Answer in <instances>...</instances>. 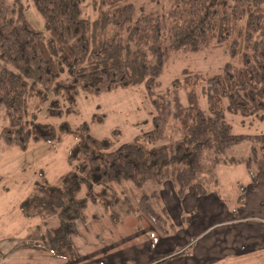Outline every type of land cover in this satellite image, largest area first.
Returning a JSON list of instances; mask_svg holds the SVG:
<instances>
[{
    "label": "trees",
    "instance_id": "16d2710c",
    "mask_svg": "<svg viewBox=\"0 0 264 264\" xmlns=\"http://www.w3.org/2000/svg\"><path fill=\"white\" fill-rule=\"evenodd\" d=\"M91 1L98 10L93 19L82 15L83 0H32L43 18L39 30L26 17V0H0V107L9 118L0 140L26 148L30 140L52 142L63 133L75 139L67 153L71 168L53 183L37 182L19 206L22 215L44 223V231L38 226L28 238L60 257L74 255L76 222L98 202L114 221L139 212L163 234L175 232L159 202L161 185L171 181L179 198L190 187L205 195L209 190L196 177L207 170L206 151L220 154L244 136L231 132L226 114L264 117V0H167V7L159 0ZM219 46L229 57L219 71L184 75L199 82L206 109L192 88L185 103L173 94L170 114L181 136L154 144L165 133V104L156 88L168 57ZM137 83L151 96V128L115 147L108 137L93 136L87 121L56 127L36 120L47 99V113L57 116L74 110L79 93ZM256 137L264 146V133ZM257 159L252 148L245 159L252 185ZM124 180L137 188L149 183L151 190L122 200L113 190ZM237 186L240 204L246 188ZM52 216L57 223L49 227Z\"/></svg>",
    "mask_w": 264,
    "mask_h": 264
},
{
    "label": "rangeland",
    "instance_id": "374dc122",
    "mask_svg": "<svg viewBox=\"0 0 264 264\" xmlns=\"http://www.w3.org/2000/svg\"><path fill=\"white\" fill-rule=\"evenodd\" d=\"M138 1L143 3L146 0ZM159 1L167 7V0ZM81 8L83 16L89 19L96 17L98 10L92 8L91 0H83ZM25 13L34 28L40 30L44 27L43 18L36 11L32 0H26ZM227 59L229 57L222 46L168 57L158 76L159 85L156 88L165 104V133L154 144H168L181 136L170 114L173 108V94L176 93L180 102L185 103L186 91L192 88L196 92L200 106L206 109L205 100L200 96L199 82H194L189 76L184 75L188 73L191 76L211 74L219 71ZM47 100L35 113L36 120L53 124L56 127L62 121L68 122L71 126L87 121L90 133L96 137H108L111 147L131 141L135 135L150 129L154 114L151 96L148 95L142 83L117 87L110 92L100 94L79 93L74 110L64 111L57 116L47 113ZM61 106H65L62 99ZM226 118L231 124V132L241 133L244 136L220 154L206 151L204 164L207 170L199 173L196 180L204 184L209 191L211 190V193L221 194L223 199H226V202L229 201L228 204L231 205V201L240 192L237 185H244L246 190L250 186L249 175L245 169V159L252 156V148H255L258 157L256 178L259 163L264 161V146L256 137L264 133V117H241L238 114L227 113ZM8 125L9 118L5 108L1 106L0 129ZM74 142L73 135L69 133L61 134L52 142L30 140L26 148L0 140V217L19 215L20 202L33 190L37 182L53 183L71 168L67 161V153ZM149 185L148 183L142 188H137L131 182L124 180L116 185L117 190L114 186L113 191L122 200H124L123 195H126L135 201L142 193L150 192ZM111 193L108 191L107 196ZM114 193H112L113 196ZM208 206L211 205L208 204ZM34 217L40 218L39 216ZM56 223L55 216L47 218V226L53 227ZM42 225H44L43 222Z\"/></svg>",
    "mask_w": 264,
    "mask_h": 264
},
{
    "label": "crops",
    "instance_id": "0c3cea01",
    "mask_svg": "<svg viewBox=\"0 0 264 264\" xmlns=\"http://www.w3.org/2000/svg\"><path fill=\"white\" fill-rule=\"evenodd\" d=\"M210 191L196 195L189 188L179 198L171 181L161 185L159 202L175 225L169 234L143 213L114 221L100 202L90 204L85 220L76 222L71 257L28 238L38 226L44 231L40 218L25 219L21 211L1 216L0 264H264V161L240 204L238 195L229 205Z\"/></svg>",
    "mask_w": 264,
    "mask_h": 264
},
{
    "label": "bare ground",
    "instance_id": "6f19581e",
    "mask_svg": "<svg viewBox=\"0 0 264 264\" xmlns=\"http://www.w3.org/2000/svg\"><path fill=\"white\" fill-rule=\"evenodd\" d=\"M185 107V106H184ZM177 120V119H176Z\"/></svg>",
    "mask_w": 264,
    "mask_h": 264
}]
</instances>
